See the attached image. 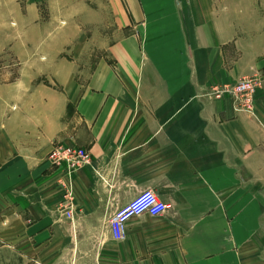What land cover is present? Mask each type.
Wrapping results in <instances>:
<instances>
[{
    "label": "crops",
    "instance_id": "1",
    "mask_svg": "<svg viewBox=\"0 0 264 264\" xmlns=\"http://www.w3.org/2000/svg\"><path fill=\"white\" fill-rule=\"evenodd\" d=\"M17 1L0 0L1 18L39 26L38 0ZM70 9L37 35L59 47L0 72V264H264V0ZM73 27L101 45L68 46L84 39ZM245 77L259 81L251 114L206 96ZM55 145L89 163L68 179L48 160ZM145 189L166 211L113 239L109 217Z\"/></svg>",
    "mask_w": 264,
    "mask_h": 264
},
{
    "label": "built area",
    "instance_id": "2",
    "mask_svg": "<svg viewBox=\"0 0 264 264\" xmlns=\"http://www.w3.org/2000/svg\"><path fill=\"white\" fill-rule=\"evenodd\" d=\"M259 81L256 77L244 78L231 85H214L206 96L209 99L229 98L234 109L239 112L252 113L253 94ZM48 160L54 167L64 166L69 179L71 173L89 163L88 152L70 146L55 145L48 154ZM71 184L68 180L65 189L67 205L63 212L66 218L71 219ZM167 209V205L148 189L142 190L135 195L128 203L116 209L108 219V227L111 236L115 240H122L125 237L126 223L133 217L148 214L152 217L162 215Z\"/></svg>",
    "mask_w": 264,
    "mask_h": 264
},
{
    "label": "rangeland",
    "instance_id": "3",
    "mask_svg": "<svg viewBox=\"0 0 264 264\" xmlns=\"http://www.w3.org/2000/svg\"><path fill=\"white\" fill-rule=\"evenodd\" d=\"M45 1H48V2H45ZM45 1L38 0L39 4H37L38 12L40 13V20H39L40 25L37 27L35 26L28 27L26 31L19 29L18 26L15 25V22L13 20L12 21L5 20L1 18L0 16V27H5V30H0V38H3V39L9 38L10 40L14 39L10 43L9 47L0 54V72L2 70H11V69L15 70V69L21 68V65L23 63L20 58L23 57L25 51H32L34 52V55L40 56L39 52H43L44 50L54 48V47L57 48L61 45L62 42L60 39L57 41H44L43 39L38 40L37 35H39L40 32L43 33L44 31L48 30V28H52V25H50L49 23L50 18L51 16L58 17V15L56 14L57 12L59 13L63 12V13H67L64 15H70L72 11L70 9V3L72 2V0H45ZM79 1H82V0H79ZM17 2L22 8L26 0H18ZM59 5L60 6L66 5V7L64 6L59 7ZM2 12L4 11H0V13ZM8 23H9V26L7 25ZM53 27L54 29L61 28V27L62 29H66L68 26H66L65 17L64 19H61L58 25H55ZM77 28L78 29H75V30L78 32V37L80 38L84 37V39L79 40L78 42L68 43V46L70 45L76 48L78 45L79 50L86 51V50H92V49L96 50L97 47L101 45V43H97V41L91 43L90 38L92 35L88 36L86 35L87 33L83 35L80 33V27H77ZM51 33H53L54 35H57V34L59 35L60 31L58 32L50 31V34ZM18 39H22L23 41H18ZM68 46L64 48L66 52L71 48V47L69 48ZM245 78H250V77H245ZM252 109H253V105H252Z\"/></svg>",
    "mask_w": 264,
    "mask_h": 264
}]
</instances>
